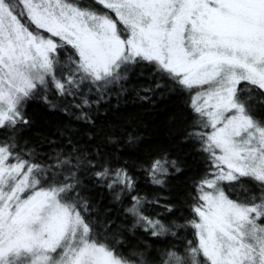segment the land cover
<instances>
[{"label":"snow or ice","instance_id":"snow-or-ice-1","mask_svg":"<svg viewBox=\"0 0 264 264\" xmlns=\"http://www.w3.org/2000/svg\"><path fill=\"white\" fill-rule=\"evenodd\" d=\"M0 264H264V0H0Z\"/></svg>","mask_w":264,"mask_h":264},{"label":"trees","instance_id":"trees-1","mask_svg":"<svg viewBox=\"0 0 264 264\" xmlns=\"http://www.w3.org/2000/svg\"><path fill=\"white\" fill-rule=\"evenodd\" d=\"M111 104L115 107V111H109L106 113L107 119L121 120L127 122H133V126L139 124L141 132L147 136L149 133L152 134L151 139L153 140H164L167 136V129L164 128L163 121L166 119L167 114L170 110L177 107V102L174 99H165L156 101L154 106H150L145 101H140L134 95H126L118 105L116 98L111 100ZM35 106L30 108L29 111H34ZM103 112V108L101 109ZM57 119L56 116L51 117ZM128 159V156L124 157ZM189 174H195L199 165L192 159L188 160ZM141 194L144 192H151L153 190L152 185L145 184L144 178L141 176ZM167 192H161L160 195H167Z\"/></svg>","mask_w":264,"mask_h":264}]
</instances>
